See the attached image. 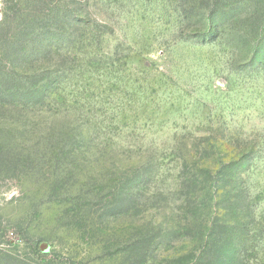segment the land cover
I'll return each mask as SVG.
<instances>
[{
  "label": "rangeland",
  "instance_id": "374dc122",
  "mask_svg": "<svg viewBox=\"0 0 264 264\" xmlns=\"http://www.w3.org/2000/svg\"><path fill=\"white\" fill-rule=\"evenodd\" d=\"M204 204L253 215L221 264L264 259V0H0V264H125L146 230L171 264Z\"/></svg>",
  "mask_w": 264,
  "mask_h": 264
},
{
  "label": "trees",
  "instance_id": "16d2710c",
  "mask_svg": "<svg viewBox=\"0 0 264 264\" xmlns=\"http://www.w3.org/2000/svg\"><path fill=\"white\" fill-rule=\"evenodd\" d=\"M25 41L24 43H26ZM45 51H40L42 56L45 57L49 52H51L52 48L48 47L47 49H44ZM43 52V53H42ZM40 54V53H39ZM36 51L35 53H31L32 56L29 59H38L40 57ZM24 60L27 59L28 56H24ZM18 89H15L17 91ZM33 100H36L33 98ZM34 103V102H33ZM54 130V127L52 128V131ZM65 146L61 147L60 152L66 154ZM57 155L54 157L55 161H58ZM37 156L33 154L31 155V161L37 162ZM200 172L204 170L206 173H209L207 168H200ZM127 179V178H126ZM129 179V178H128ZM127 179V180H128ZM123 192H126L124 190V185L121 187ZM120 192L117 196L119 198L117 199H124V197ZM214 193V194H213ZM213 201L218 198V191L213 190L211 193ZM213 204V203H212ZM206 209V216L209 215V220L204 223V230H195L188 234L190 238L192 239V243H198V245L189 251L186 255H178L172 258L171 264H221V256L220 252L224 250L223 248L225 246H231V248L235 247L233 244H228V242L231 240V238L236 237L238 242L240 241H248L249 240V234H251V231L253 229H249L250 221L243 220L246 217H249L250 215H244V218L239 220L236 224L235 231L225 225V216L221 213L219 210H212V205H203ZM235 207H242L241 210H245V207L243 205L239 206L238 203H235ZM109 211L115 210V207L108 206L107 207ZM211 208V209H210ZM118 209V208H116ZM196 211V210H195ZM245 212V211H244ZM193 214V212H191ZM245 214V213H244ZM221 215L224 216V218H221ZM220 216V217H219ZM250 218H253V215L251 214ZM194 221L195 225L199 224L200 226L202 221L200 214H197V211L194 215ZM193 221V222H194ZM237 227V228H236ZM148 232V233H147ZM161 244V241H159L157 235H154L152 231L146 230V232H139L132 236L131 240L121 249H118L116 251H112L108 253L107 258H118V256H121L120 259L125 264H147L149 262V257L152 256L153 253H155L159 246ZM239 253V250H237L236 255ZM238 259V258H237ZM231 260V259H229ZM160 264V263H156ZM223 264V263H222ZM231 264H243V261L239 260L237 262L232 261ZM254 264H264L263 260H257Z\"/></svg>",
  "mask_w": 264,
  "mask_h": 264
}]
</instances>
